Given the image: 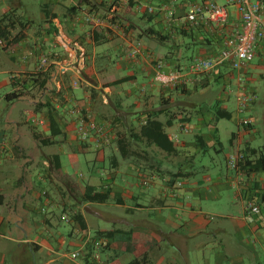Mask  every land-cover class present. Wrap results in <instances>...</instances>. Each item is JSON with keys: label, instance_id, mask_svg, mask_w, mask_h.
Instances as JSON below:
<instances>
[{"label": "crops", "instance_id": "obj_1", "mask_svg": "<svg viewBox=\"0 0 264 264\" xmlns=\"http://www.w3.org/2000/svg\"><path fill=\"white\" fill-rule=\"evenodd\" d=\"M199 1L0 0V18L11 14L0 39V264H264V168L234 170L231 154L224 167L205 155L222 149L213 112L232 119L237 73L182 71L229 32L187 20ZM214 1L239 28L235 6ZM59 33L83 47L80 75L59 71L68 58ZM263 53L259 45L255 57ZM263 68L248 66L247 89ZM213 82L223 92L210 101ZM79 116L103 125L105 137L81 141ZM149 118L163 124L172 153L140 135ZM255 134L238 122L230 140L255 149L252 162L259 151L264 158ZM94 193L107 198L85 197ZM246 200L260 213H244Z\"/></svg>", "mask_w": 264, "mask_h": 264}, {"label": "built area", "instance_id": "obj_2", "mask_svg": "<svg viewBox=\"0 0 264 264\" xmlns=\"http://www.w3.org/2000/svg\"><path fill=\"white\" fill-rule=\"evenodd\" d=\"M235 6L236 13L241 21L239 28L230 29L229 13L225 6L218 5L214 0H200L192 6L191 12L187 15V20L192 23H201L203 20L211 25L226 29L227 36L222 41L221 48L213 55L203 58H197L188 64L182 71L192 76H205L219 74L220 69L227 68L232 73H237L238 92L235 95L236 109L239 114L247 113L250 104L254 100L253 93H249L243 83V73L253 62L259 45L264 47V17L262 0H229ZM152 12V9H148ZM58 44L64 52L67 53V59L58 64L60 72L64 73L72 69L80 75L84 68L85 54L84 49L78 41L69 40L60 33L56 37ZM45 61L40 65L42 69ZM153 67L157 71H164L166 64L164 61H156ZM181 72V71H180ZM239 125L249 131L253 130V120L251 117H245L239 120ZM190 127L180 126V132L188 134ZM76 132L81 141L92 135L96 139L105 137V127L99 123L79 116L76 123ZM173 139L176 137L173 136ZM251 161L244 153L243 148H236L227 158V164L231 169H245V163ZM252 162V161H251ZM144 185L147 182H143ZM173 197L178 196L177 191L171 192ZM243 211L246 214L257 215L260 213L259 205L253 200H246L243 205ZM101 245L100 242L96 243ZM72 259L78 258V253L70 255Z\"/></svg>", "mask_w": 264, "mask_h": 264}, {"label": "rangeland", "instance_id": "obj_3", "mask_svg": "<svg viewBox=\"0 0 264 264\" xmlns=\"http://www.w3.org/2000/svg\"><path fill=\"white\" fill-rule=\"evenodd\" d=\"M253 65L264 66V53L259 56L257 55L253 62ZM260 72L263 77L258 78L255 81H253L249 86L247 91L249 93H253L255 96L256 102H254L253 106L254 108L251 109L249 113H237L235 106V98L232 96L231 100L227 104L228 110L232 112V119H220L218 120L217 124V138L221 145V151L218 153H215L214 150H209L208 153L205 155H212L217 162H221L224 167V155H230L233 154V150L235 149V144L233 148L230 146V140H231V134L236 132L237 123L239 120L245 117H251L253 120V127L257 130V134H255V145L260 144L264 146V68L261 69ZM234 83L232 82V85ZM222 85L216 82H213L210 84L207 90V95L209 97H206L207 100L211 101V98L216 97L219 93L222 91ZM232 88V87H231ZM228 90V88H227ZM233 90V88H232ZM231 90V91H232ZM232 93H235V91H232ZM218 155V156H216Z\"/></svg>", "mask_w": 264, "mask_h": 264}, {"label": "trees", "instance_id": "obj_4", "mask_svg": "<svg viewBox=\"0 0 264 264\" xmlns=\"http://www.w3.org/2000/svg\"><path fill=\"white\" fill-rule=\"evenodd\" d=\"M11 14H5L0 18V39H7L10 31H9V18ZM6 23L5 27H2L1 25ZM16 96V95H13ZM213 116L216 120L218 119H229L230 113L224 111L220 108H215L213 112ZM163 124L157 121L156 119L149 118L145 124L140 128V135L146 140V142L150 145H153L160 150L166 152V153H172L174 151L173 143L169 139V137L165 134L163 129ZM126 144L123 140L117 141V147L121 153V155L124 154V148ZM244 153L245 155H257V151L255 149H250L249 147H244ZM258 158L254 160L253 162L249 161L245 163V166L243 168H246L249 166L250 170H255L258 168H264V158L263 154L259 151L258 152ZM85 197L92 201H104L107 198L106 193L100 194V193H94L93 195H85ZM103 245H100L99 247H102ZM93 248V246H91Z\"/></svg>", "mask_w": 264, "mask_h": 264}]
</instances>
